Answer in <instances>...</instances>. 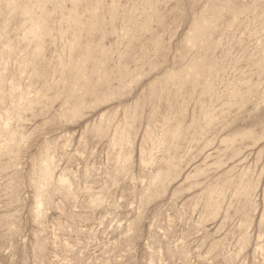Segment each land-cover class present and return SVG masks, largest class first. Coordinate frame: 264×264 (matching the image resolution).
<instances>
[{
	"label": "rangeland",
	"instance_id": "374dc122",
	"mask_svg": "<svg viewBox=\"0 0 264 264\" xmlns=\"http://www.w3.org/2000/svg\"><path fill=\"white\" fill-rule=\"evenodd\" d=\"M0 264H264V0H0Z\"/></svg>",
	"mask_w": 264,
	"mask_h": 264
}]
</instances>
